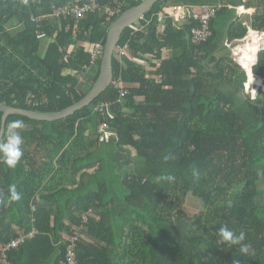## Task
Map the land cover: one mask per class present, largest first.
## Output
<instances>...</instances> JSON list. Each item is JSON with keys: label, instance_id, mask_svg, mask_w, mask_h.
Returning <instances> with one entry per match:
<instances>
[{"label": "trees", "instance_id": "16d2710c", "mask_svg": "<svg viewBox=\"0 0 264 264\" xmlns=\"http://www.w3.org/2000/svg\"><path fill=\"white\" fill-rule=\"evenodd\" d=\"M79 1L0 0V103L59 111L86 95L81 82L93 85L101 71L102 59L91 66L96 45L142 0H119L118 16L96 10L77 27L69 17L32 19ZM201 4L221 8L198 44L197 22L189 15L181 26L172 11ZM241 4L264 29V0H158L139 20H152L146 29L123 32L113 82L88 106L55 121L8 116L0 142L21 120L24 143L15 169L0 161V264H65L64 234L88 209L85 227L103 244L81 237L79 264H264V89L246 92V71L224 45L248 33ZM254 73L264 78V58ZM220 227L243 232L249 253L219 243Z\"/></svg>", "mask_w": 264, "mask_h": 264}, {"label": "built area", "instance_id": "2783aa9c", "mask_svg": "<svg viewBox=\"0 0 264 264\" xmlns=\"http://www.w3.org/2000/svg\"><path fill=\"white\" fill-rule=\"evenodd\" d=\"M221 5L216 4H201V5H177L173 8L172 15L176 18L181 12H185L188 15H191L192 18L197 22V24L191 29V35L194 42L201 44L207 41L212 35L211 30V20L220 10ZM104 10L105 13L110 17L114 18L118 16L123 10V2L119 0H114L110 3H106L103 7L98 2V0H81L74 5H63L58 8L52 10V13L41 15V16H33V20L39 23L41 20L45 22L48 17H56L58 19L62 17H69L75 20V26L77 27L81 20L89 13L95 12L96 10ZM237 11L239 14H244L250 11L246 9L243 5L237 7ZM163 15V14H162ZM152 22V20H146V22L138 21L130 26V29L133 32L143 31L146 27ZM248 28V33L246 36L240 39H235L230 41L228 39L225 40V45L233 50L237 54L238 62L242 68L246 71L247 81L245 83L246 90H250V95L252 98H256L260 88L264 89V78L258 76L254 73V68L260 63L259 55L264 52V29L257 30L254 29L251 23H245ZM38 38H44L46 36V31L43 28H39L38 30ZM257 38L260 40V43L255 50H250L252 57L251 60L245 58V53L247 52L245 49V44L248 42H253L254 39ZM120 51L121 55H124L127 51V45L124 48H117ZM104 53V46L101 44H97L92 57L91 66H97L98 61L102 59ZM249 69L251 73L249 72ZM259 77V78H258ZM247 92V91H246ZM27 103L30 105H40V101H35L31 98L27 99ZM104 106V105H103ZM103 109V107L101 108ZM108 127L107 124L103 125L104 130ZM109 133V132H106ZM33 210L36 209V206H32ZM94 214L93 209H88L81 215V221L83 222L81 225H73L71 228V232L67 237V245H66V254H65V264H79L78 258V245L80 239L82 237V232L85 228V223L89 221V218ZM36 232L33 229L28 234L20 235L12 239L8 244L3 247V252H6L10 248L18 247L20 244L24 243L26 239L31 238Z\"/></svg>", "mask_w": 264, "mask_h": 264}, {"label": "water", "instance_id": "95a60500", "mask_svg": "<svg viewBox=\"0 0 264 264\" xmlns=\"http://www.w3.org/2000/svg\"><path fill=\"white\" fill-rule=\"evenodd\" d=\"M158 0H142V2L134 7L125 10L118 18H116L110 25L106 43L104 46V53L101 63V71L97 80L92 85L91 89L86 95L76 103L59 111H38L34 109L20 108L6 103H0V111L3 112L2 127L0 130V141L5 133V123L11 114H21L32 119L55 121L66 118L88 106L92 101L99 97L112 84L114 79L113 58L119 47L122 34L126 28L138 22L144 17V14L151 10ZM233 59L238 62L237 54L230 49ZM264 58V52L260 53L259 61Z\"/></svg>", "mask_w": 264, "mask_h": 264}, {"label": "clouds", "instance_id": "9594fccd", "mask_svg": "<svg viewBox=\"0 0 264 264\" xmlns=\"http://www.w3.org/2000/svg\"><path fill=\"white\" fill-rule=\"evenodd\" d=\"M23 127V121H12L8 126V135L6 139L0 142V161L9 169H15L23 157L22 145L24 143V137L20 132V129ZM168 179H171V177ZM9 191L13 200H19L21 198L15 185H11ZM217 236L219 243L226 244L228 247L238 246L240 252L243 254H247L250 251V246L244 243L245 234L243 232L237 234L227 227H220Z\"/></svg>", "mask_w": 264, "mask_h": 264}, {"label": "crops", "instance_id": "0c3cea01", "mask_svg": "<svg viewBox=\"0 0 264 264\" xmlns=\"http://www.w3.org/2000/svg\"><path fill=\"white\" fill-rule=\"evenodd\" d=\"M243 5L246 9H249L250 11H248L247 13H244V14H239L238 11H237V15L239 17V19L243 22V24L245 23H251V18L253 17V14L255 13V8L253 7H247L245 6L244 4H241ZM240 6V5H239ZM238 7V6H237ZM178 16L175 18L176 20H178V24L179 25H184L187 21H188V18H189V15L185 12H181L180 14H177ZM163 20L164 16H160ZM171 53V50L170 49H164V57H167L169 56V54ZM97 66H94L92 67L93 69H95ZM54 207V206H53ZM65 235V238L68 237L67 235L68 234H64ZM82 237L85 241H89L90 243H96L97 245H101L103 244V241L101 240V235L100 234H92V233H89L86 229V227L84 228L83 232H82Z\"/></svg>", "mask_w": 264, "mask_h": 264}, {"label": "bare ground", "instance_id": "6f19581e", "mask_svg": "<svg viewBox=\"0 0 264 264\" xmlns=\"http://www.w3.org/2000/svg\"><path fill=\"white\" fill-rule=\"evenodd\" d=\"M259 43H260V40L255 38L253 42H248L247 44H245V49L247 51L245 53V58L246 59L251 60L252 54H251V52H248V51H250V50L252 51V50L257 49ZM249 72L251 73L250 69H249Z\"/></svg>", "mask_w": 264, "mask_h": 264}, {"label": "rangeland", "instance_id": "374dc122", "mask_svg": "<svg viewBox=\"0 0 264 264\" xmlns=\"http://www.w3.org/2000/svg\"><path fill=\"white\" fill-rule=\"evenodd\" d=\"M49 18V17H48ZM43 43H44V45L47 43V41L46 40H43ZM224 45H225V42H224ZM226 46V45H225ZM227 47V46H226ZM229 50H230V48L229 47H227ZM259 78V77H258ZM262 78V77H261ZM88 83V82H87ZM86 83V80L84 79L82 82H81V85H82V87L83 88H85V91H89L90 89H91V87H92V85L91 84H87ZM263 85H264V82H263ZM251 90V89H250ZM250 90H246L247 91V93H251V91ZM249 93V94H250ZM251 95H252V93H251ZM253 97V96H252ZM138 165H140V163H136L135 164V166H138ZM133 169V168H132ZM241 218L239 217V216H237L235 219H234V221H239Z\"/></svg>", "mask_w": 264, "mask_h": 264}]
</instances>
